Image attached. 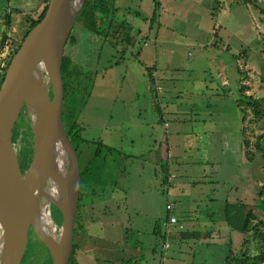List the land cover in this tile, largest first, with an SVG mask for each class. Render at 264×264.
<instances>
[{
	"label": "rangeland",
	"instance_id": "374dc122",
	"mask_svg": "<svg viewBox=\"0 0 264 264\" xmlns=\"http://www.w3.org/2000/svg\"><path fill=\"white\" fill-rule=\"evenodd\" d=\"M158 1L165 10L163 13ZM206 1L205 3V0H131L129 3V0H122V3L125 2V5L131 8V15L128 13L124 17L122 16L124 13L117 15L118 18L122 17L129 22L126 28L128 30L130 28L133 37L132 56L124 59L116 68V71L122 74L117 76L118 80L122 77V83L118 82L112 69L111 73L104 72L102 80L98 74L100 70L97 71L98 75L90 91L93 93L92 97H98L100 100L92 98L95 105L92 109L96 108L97 111L90 110L91 114L88 112L85 117L91 127L93 124L111 127L114 119L108 120V100L103 99L111 93L108 84L114 83H119L124 90L117 92L118 98L122 97V93H127L126 97L129 96L128 100L131 101L130 107L135 112L136 99L133 100L134 96L129 93L130 88L128 87L127 92L125 87V83L129 85L133 82L140 95L136 105L140 106L141 118L134 113L133 121L131 120L134 124L135 143L133 150L128 152L135 157L143 154L142 161L138 169L134 168L133 174H130L129 187L124 188L125 193L119 189L117 193H113V199L118 200L116 202L119 205L115 210V202L108 199L111 196L108 193L110 192L108 186L115 184V180L119 181L117 174L119 159L117 156L110 157L107 153L106 146L110 144L109 136L106 135L108 129L104 131L103 136L94 141L90 136L97 135V132L91 130L88 132L90 136L87 153L86 155L79 153L80 165L82 166L84 160L97 148L103 156L96 157L91 167L94 183L98 185V193L92 197L91 204L85 203L84 195H80V205H84L79 209L76 219L75 241L80 248H77L73 255L74 264H80L82 257L79 256L83 248L87 246L92 249V243L98 241L96 237L125 239V233L126 244L121 240L124 246L123 255L135 257L136 260L139 257L141 260L146 257L150 259V264H224L229 242L230 250L234 253L239 254L243 251L246 256L262 253V259H254L247 264H264V240L243 242L245 235L232 231L223 219L225 199L231 202L240 200L253 208L257 202L264 199L262 160L258 153L252 161L243 155L240 121L242 113L235 101L239 97L237 86L241 77L240 71H245L247 74L245 82L248 85L245 93L258 99L260 105L264 107L262 50L264 0ZM122 3L119 2V5L124 7ZM44 4V0H0V64L5 65L8 57L12 56V51L22 40L30 20L38 17ZM137 4L141 9H138L136 16L132 10ZM7 14L9 24L5 23ZM152 15L153 22L150 21ZM100 18L102 15L98 12L93 17L91 14L89 16L83 14L77 18L76 32L83 42L78 51L77 48L76 51L73 50V58L75 62H79L84 55L90 54V58L87 57L90 63L88 68L93 63L91 57L93 50L95 51L91 39L95 37L96 22ZM243 51L244 56L237 63L235 56ZM154 58L158 67L169 65L176 68V73L174 69L171 70L173 83L168 86L174 87V91L179 95L176 96L174 92L173 96H165L161 100L165 108L169 103V107L177 112L186 110V115L178 116L172 113V116L176 119L178 117V120L186 118L188 122L183 119L181 126L192 128L191 152L186 154V160H180L177 156V161L172 167V171L177 173L173 182L181 183L184 191L180 197L175 190H171V198L176 203L173 212L177 215L180 216L183 211L190 212L191 207L192 213L197 211L194 216L198 232L196 234L192 232V237L190 235L188 242L183 244L179 239L184 236L179 234L176 240V233L169 230L168 236L164 239L169 244L168 248H163L162 244L165 241L152 232L155 222L162 221L167 213L165 203L168 199L163 186V192L160 191L149 159V150L152 148L158 150V158L166 154V147L163 153L158 147L163 139L161 134L163 125L158 118L156 104L147 103L144 107L145 93H142L144 88L142 83L146 80L144 68L151 65ZM223 78L227 80L226 83L222 82ZM154 86H158L155 81ZM155 100L158 104L159 97L156 96ZM203 101L204 104L208 102L204 107L201 106ZM158 105L162 107L161 102ZM78 111L79 108L74 113L76 120H79ZM152 115L157 119L155 123L157 132H151ZM69 118L72 119L73 115L70 114ZM167 118H170L168 113ZM139 119L147 122L141 124ZM136 123L140 124L135 125ZM244 125L245 138L251 143L264 131L261 121L255 123L251 120L247 123L246 119ZM23 144L20 135L14 141L18 153ZM246 151L255 152V149L251 146ZM181 165L185 170L180 169ZM180 207L185 208L180 211ZM209 212L212 221H209ZM177 219L181 222L180 218ZM79 225L81 228H78ZM123 228L126 230L125 233ZM185 228L188 227L185 225ZM38 251V248L33 247L30 252L34 254ZM90 252L93 255V250ZM153 260L155 262H152ZM233 264L238 262L235 261Z\"/></svg>",
	"mask_w": 264,
	"mask_h": 264
},
{
	"label": "water",
	"instance_id": "95a60500",
	"mask_svg": "<svg viewBox=\"0 0 264 264\" xmlns=\"http://www.w3.org/2000/svg\"><path fill=\"white\" fill-rule=\"evenodd\" d=\"M84 1L47 0L43 17L20 41L0 83V189L12 188L14 180L20 185L9 209L14 222L0 241V264H25L37 239L51 264H72L81 178L65 97ZM23 108L31 130L26 155L12 140Z\"/></svg>",
	"mask_w": 264,
	"mask_h": 264
},
{
	"label": "crops",
	"instance_id": "0c3cea01",
	"mask_svg": "<svg viewBox=\"0 0 264 264\" xmlns=\"http://www.w3.org/2000/svg\"><path fill=\"white\" fill-rule=\"evenodd\" d=\"M131 0H129L130 3ZM218 1V0H217ZM119 2L122 3V0H115V6L117 8V12H116V18H115V27L116 30L121 31L120 28H122L124 26H128L127 20L121 18H118L117 13H124L122 16L124 17L126 13H128L129 15H131L130 13V7H128L129 5H125L126 3H122L124 5V7H121V5H119ZM207 1L205 0V3ZM160 9H162V13L165 11L164 8H162V6L160 5V2H157ZM135 9L132 10L133 14L136 15L138 14V9L140 8V5H135ZM141 9V8H140ZM126 10V12L124 11ZM124 24V25H122ZM122 33V32H121ZM120 33V34H121ZM125 35L124 37H120L121 35L117 34L116 35V39L118 40V44H108L107 42L103 43V49L100 52H95L93 51L92 53V59H93V63L89 66L88 68V64H90L87 61V57L90 58V54H87V56L84 55L83 59L81 61H79L78 63L81 66V71L80 74L78 75V80H79V84H81V94L80 96L82 97L81 99V103L79 106V120H75L77 121L78 125L81 127V135L84 139L85 142H88V138L90 136V134L88 135V132H90V130L92 132H97V135L94 136H90L94 141L96 140L98 137L103 136L105 133L104 131H108V134H106L107 136H109L110 139V144L109 146H106L109 151H107L108 155L111 156H117L119 159V166L117 169V174L119 175V181L115 180V184L108 186V190L110 192H108L109 194H111V196H109V200L115 202L114 204V209L116 210V207L119 206L118 205V200H114L113 199V193H117L118 189L121 192L125 193V189L129 187V179L130 176L133 174L132 172H134V168L137 170L138 166H140L141 164V157L143 154H141L140 157H135L134 155L130 154L128 151H132L133 150V145L135 143V139L133 137L134 131H133V126L134 124L132 123L133 121V115L135 113V115H137L139 118H141V109L139 105H136V101H139L140 99V95H138V91H137V87L133 84V82L129 83H125V87L126 90L128 92V87L130 88L129 93L132 94V96H134L133 100H135V112H133V110L130 107V102L128 99L129 96L126 97V94L122 93V97H120V99L118 98L117 92H119L120 90L124 92V90H122L121 85H119V83H122V77L118 80L117 76L119 77L120 72L116 71V68L124 61V59L129 58L132 56L131 53V48L133 47V37L131 36V31L130 28L128 30V28H126L125 30ZM215 33V32H214ZM216 34V33H215ZM106 43L108 44L106 46ZM110 43H113V41H110ZM105 49V50H104ZM242 52H239L237 54V56H235V59L238 63V61L240 62V58L242 57ZM155 58L152 61L151 65H146L145 66V73H146V80L144 81L143 84V89H142V93L143 94V99L145 102V106L147 105V103L151 104L153 103L154 105L156 104V107L158 108V118L159 120L162 122V143L158 145L159 147V151L163 153V149L164 147H166L167 150H169L170 154H171V159L169 162H167L166 160V155L164 154L161 158L157 155L158 150L155 148H152L151 150H149V159L151 160L150 163H152V171H153V175L154 177L156 176L157 181L159 182L160 185V191L163 192L162 189V177H163V173H162V169L164 167V164L167 165L168 170L172 171V167L173 165L176 163L177 161V156L180 157V160H186V154L190 153L192 150V140L190 139L191 135H192V128H184L183 126H181V122L183 121V119L186 121V123L188 122V120L186 118H180V120H178L175 118V116H172V113H174V115H186V110L185 111H180L177 112L175 111L173 108L169 107V103L166 104V108L161 100V98L165 97V96H173L174 92L176 94V96H178L179 94L174 91V87H172L171 85L168 86V84H172L173 83V77L171 76V70L174 69V72L176 71V68H173L171 66H161L159 65V67L155 64ZM85 65V66H83ZM97 67V68H96ZM108 68V70H107ZM95 69H97L95 71ZM114 71L115 73V77L118 80V84H108L109 90L111 89V93L110 95H107L105 97L104 100H108V105H109V115H108V120H113L112 121V125L111 127L107 128V126L105 124H103L102 126H95V124L92 125V127L88 124V120H86L85 115L91 110L93 112H96L97 109L94 108L92 109L94 105L93 103V99L92 98H98V97H92L93 93L90 91V88L94 86V81H95V77L96 75L99 74V78H101V80L103 79V74L104 72H109L110 71ZM100 70V71H99ZM97 71H99V73L97 74ZM176 73V72H175ZM174 73V74H175ZM173 74V75H174ZM111 79V78H110ZM154 81L156 83V87L160 88V91H157V89H155L156 87L154 86ZM223 83H226L227 80L225 78L222 79ZM105 83V82H104ZM240 83V79L238 82V85ZM100 85V84H98ZM104 85V84H103ZM238 87V86H237ZM174 88V89H173ZM169 90V91H167ZM230 91V88L228 89V92ZM128 95V94H127ZM164 95V96H163ZM156 96L159 97V103H162V107L160 105L157 104L155 98ZM145 97H147L145 99ZM164 99V98H163ZM235 99V98H234ZM98 100H100V98H98ZM151 101V102H150ZM236 101V100H235ZM202 103V107H204L208 102H206V104H204V101L201 102ZM100 104V103H99ZM98 105V104H97ZM112 106V110L111 109ZM98 108L100 109L101 107L98 105ZM108 108V107H107ZM147 108H149V105L147 106ZM167 109V110H166ZM150 112V109H148ZM166 110V111H165ZM166 112V113H165ZM91 114V112H89ZM167 113L169 114L170 118H167ZM166 115V116H165ZM151 132H157V128H156V121L157 119L154 117V115L151 116ZM132 120V121H131ZM139 122L145 123L147 122L146 120H142L139 119ZM135 123V121H134ZM140 123H136L135 125H139ZM130 131V132H129ZM82 143L83 145V149L85 151V148L87 146V144ZM165 152V151H164ZM116 158V157H115ZM180 169L185 170V167H182V165L180 166ZM119 172V173H118ZM175 173V171H172ZM131 174V175H130ZM175 178L177 177V173H175ZM191 185H192V177H191ZM128 186V187H127ZM96 187V191H97V187L98 185H95ZM125 188V189H124ZM170 190H175V192L180 196L181 194H183V187L181 186V183H176L173 182ZM98 193V191H97ZM96 193V194H97ZM95 194V195H96ZM164 194V193H163ZM181 197V196H180ZM171 198V196H170ZM192 199V198H191ZM102 200V199H101ZM172 200V198H171ZM174 202V207L176 206V203L174 200H172ZM181 201V200H180ZM191 201V200H190ZM192 202V201H191ZM126 207V206H124ZM183 207H180V211ZM185 208V207H184ZM183 208V209H184ZM182 209V210H183ZM174 210V209H173ZM213 210V208L211 209V211ZM197 213V211L195 212ZM195 213H192V207L190 212H185L183 211L182 214L179 216L177 215L175 212H173V214L176 215V217L181 219V222L183 224V228L184 230H180L178 229L177 226H169L167 225V220L165 221V217L166 214L164 216V218L162 219V221H156V224H159L160 228H161V232L166 234V237L168 236V231L170 230L172 233H176L175 237L176 240H178V237L180 236L179 234H181L182 236H184V238H182L181 240L179 239V241L181 243H185L188 242V240L192 237V232L193 234L197 233L198 230L196 229L197 227L195 226L196 224V218L194 216ZM180 214V213H179ZM210 220L212 221V217H211V213L209 212V217ZM179 219V220H180ZM185 225L188 227L187 229L185 228ZM123 232L125 233L126 230L123 228ZM153 232V231H152ZM178 232V233H177ZM180 232V233H179ZM83 234L86 235V233L84 232ZM191 235V237H190ZM158 236V235H157ZM125 239H127V233H125ZM98 238L96 242L92 243V249L87 248V246H85L83 248V252L82 254H80L79 257H82L80 260V264H150V259H146V257H143V260L139 258H137V260L135 259V257L133 258L132 256H128L125 257V255H123L124 249H123V244L122 242H126L125 239H106L103 237H96ZM121 240H123L121 242ZM126 244V243H125ZM78 245V249L79 244ZM93 250V255H91V252ZM95 251V252H94ZM102 254V255H101ZM108 254V255H107ZM140 256V255H139ZM86 257V258H85ZM142 257V254H141ZM155 259V258H154ZM134 261V262H133ZM75 262V261H74ZM152 262H155V260H153Z\"/></svg>",
	"mask_w": 264,
	"mask_h": 264
},
{
	"label": "trees",
	"instance_id": "16d2710c",
	"mask_svg": "<svg viewBox=\"0 0 264 264\" xmlns=\"http://www.w3.org/2000/svg\"><path fill=\"white\" fill-rule=\"evenodd\" d=\"M45 4L43 6V9L39 13L38 17L36 19H31L28 27L24 31L23 37L25 34L31 29L44 15L46 10V3L47 0H44ZM115 0H85L84 4L82 5L78 16L80 15H87L90 14L93 15L98 12L102 15V20L104 25H101V27L96 30V33L98 36H101L102 41L109 42V38L111 37L113 40V43L118 44V40L114 37L115 35H119L121 32V38L125 35V28L124 26L120 28L121 31L115 30V18L117 8L115 6ZM78 18V17H77ZM150 21L153 22V15L150 18ZM5 23L9 24V14L5 16ZM124 25V24H122ZM4 37V36H3ZM19 44H17V47L12 51L14 53L16 49L18 48ZM262 46H263V52H264V36L262 37ZM244 52H242L241 56H244ZM11 56V55H10ZM10 56L8 57L7 61L5 62L4 67L2 68V71L0 72V83L3 79V74L5 71V68L9 62ZM239 67V66H237ZM239 69V68H238ZM81 66L78 63H72L69 74H68V80H67V88H66V97H65V113L66 117L69 120V115L72 114L73 118L69 120V135L73 142V145L75 147V150L78 155L79 159V153L86 155L88 142H85L82 135H81V127L78 125L77 121L75 120L74 113L78 110L80 103H81V84H79L78 75L80 74ZM241 77H240V83L238 86V92L239 97L236 99V104L238 108L240 109L242 116H241V133H242V146H243V155H246V158L248 160H253L256 153L259 154V157L262 160L261 166L264 170V131L261 135H259L254 142L251 143V141L247 138H245V121L247 119V123L251 122V120L255 123L262 122L263 124V130H264V107L260 105V102L258 99L253 97L252 95H248L245 93L248 85L245 82V79L247 77V74L245 71H240ZM238 100V101H237ZM249 108V111H248ZM251 115V117H249ZM21 135V140L24 143L21 146V149H23V155H26L30 148V137H31V130L29 127V123L24 111V108L20 111L19 118L14 123L13 129H12V140L13 142L16 141V139ZM87 144L85 151L83 149L82 143ZM96 144V142H95ZM252 144V145H251ZM255 149V152H247V148ZM107 148V147H106ZM246 148V150H245ZM107 151L109 149L107 148ZM106 155V154H105ZM103 155H100L98 148L93 152V154L86 158L82 164L80 165L79 161V170H80V191H79V197H78V207H77V213L75 218V225H74V243H73V255L75 253V250L78 248V245L75 241V233L77 232L76 227V219L78 216L79 209L84 205H80V195H84L85 203L91 204L92 203V197L97 193L94 183V176L92 173V164L93 160L96 157H101ZM167 165L164 164V167L162 169L163 177L161 182H165L166 180V174H167ZM85 182V183H84ZM84 183V184H83ZM83 184V186H82ZM173 184V181L170 184V188ZM257 201V200H256ZM52 215L54 217V220L57 224L61 221V214L57 208H55L52 211ZM81 215V214H80ZM223 219L226 223V225L232 230L235 231L237 234L241 233L245 235L243 238V242H249V241H256V240H264V199L260 200L259 203L257 202L256 205L253 207L248 206L246 203L237 200L235 202L229 201V199H225L224 206H223ZM167 220V214L165 217V221ZM78 228H81L80 225ZM153 234L161 236L164 240L166 238V234L161 232V228L159 224L155 223V228H153ZM165 241V240H164ZM229 250L227 255L224 259V264H233L235 261L238 262V264H247L249 261L254 259H262L263 255L262 253L256 254L254 256H246L243 254V251L241 253L237 254L232 252L230 250V242H229ZM33 247L38 248L40 251L44 252L43 256L39 255V251L36 253H30L27 261L25 264H51V258L49 256L48 250L46 247L37 239L33 245ZM31 257H34L35 259H29ZM32 261V262H30ZM72 258V264H74Z\"/></svg>",
	"mask_w": 264,
	"mask_h": 264
},
{
	"label": "bare ground",
	"instance_id": "6f19581e",
	"mask_svg": "<svg viewBox=\"0 0 264 264\" xmlns=\"http://www.w3.org/2000/svg\"><path fill=\"white\" fill-rule=\"evenodd\" d=\"M19 186V181L14 180L12 182V188L0 189V241L6 230L14 222V214L10 213L9 209L12 207V205H14L15 198L19 194ZM3 196L4 198L2 199ZM7 197L8 200H6Z\"/></svg>",
	"mask_w": 264,
	"mask_h": 264
},
{
	"label": "built area",
	"instance_id": "2783aa9c",
	"mask_svg": "<svg viewBox=\"0 0 264 264\" xmlns=\"http://www.w3.org/2000/svg\"><path fill=\"white\" fill-rule=\"evenodd\" d=\"M3 67H4V65H3V63H1L0 69ZM155 89H157V91H160L159 87H156ZM165 155H166L167 162H169L171 159V154H170L169 150L166 149ZM175 176L176 175L172 171L168 170V172L166 174V180L164 183L162 182V186H163V189L165 191L166 196L168 197V199L166 200V203H165V210L167 211V221H166L167 225L177 226L178 229L181 230L183 228V225L178 221L176 215L173 214L174 202L170 198V196H171L170 184L173 181V179L175 178ZM168 246H169V244L166 241L162 244L163 248H168Z\"/></svg>",
	"mask_w": 264,
	"mask_h": 264
},
{
	"label": "flooded vegetation",
	"instance_id": "af4514ba",
	"mask_svg": "<svg viewBox=\"0 0 264 264\" xmlns=\"http://www.w3.org/2000/svg\"><path fill=\"white\" fill-rule=\"evenodd\" d=\"M137 16V15H136ZM101 25H104V23H103V20H102V18H100V20H98L97 22H96V30H98L100 27H101ZM114 26H115V23H114ZM96 30L94 31V34H95V37H93L91 40H92V42H93V44H94V46H95V52H100L102 49H103V41H102V38H101V36H98L97 35V33H96ZM115 30H116V27H115ZM76 38H75V43H74V50L76 51V48H77V51H78V49H80L82 46H81V43L83 42L82 40H80V37H79V35H78V32H76ZM115 38H116V35L114 36ZM110 41H113L112 40V38L110 37L109 38V42H107L108 44H114L115 45V43H110ZM94 51V50H93ZM72 63H78L77 61L75 62V60L73 59L72 61H71V63H70V67H71V64ZM79 64V63H78ZM80 65V64H79ZM69 70H70V68H69ZM19 153L21 154V155H23L24 153H23V149H21V147H20V151H19ZM125 210H127V208H124ZM32 249H33V247L31 248V251H32ZM31 253V252H30ZM30 255V254H29ZM39 255L40 256H43L44 255V252H42V250L40 251L39 250ZM27 261V260H26Z\"/></svg>",
	"mask_w": 264,
	"mask_h": 264
}]
</instances>
